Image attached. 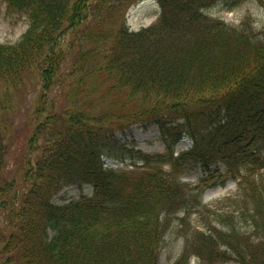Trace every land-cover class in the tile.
<instances>
[{
    "label": "trees",
    "instance_id": "obj_1",
    "mask_svg": "<svg viewBox=\"0 0 264 264\" xmlns=\"http://www.w3.org/2000/svg\"><path fill=\"white\" fill-rule=\"evenodd\" d=\"M133 1L4 0L29 27L0 44V169L22 134L27 76L40 93L14 159L27 188L19 198L15 175L0 180V264H160L172 220L184 228L192 214L205 229L188 228L185 256L264 264V27L210 14L248 0H157L152 25L111 24ZM114 119L152 128L167 154L140 153ZM183 137L191 147L174 157ZM105 158L143 164L112 171ZM227 181L228 206L205 211L204 189ZM65 188L77 197L53 201Z\"/></svg>",
    "mask_w": 264,
    "mask_h": 264
},
{
    "label": "rangeland",
    "instance_id": "obj_2",
    "mask_svg": "<svg viewBox=\"0 0 264 264\" xmlns=\"http://www.w3.org/2000/svg\"><path fill=\"white\" fill-rule=\"evenodd\" d=\"M2 2V0H0ZM0 2V44H12L17 42L21 35L25 32L28 27V20L21 15H18L12 11L7 12L6 6L4 3ZM220 5L214 6L210 10V14L220 17L227 23L238 25L244 18L250 17L253 20L254 28L256 31L262 30L264 26V8L258 7L253 1H247L243 4L237 6L233 11H222L219 10ZM159 15L158 4L155 0H137L130 4H127L124 9H118L113 23H123L125 20V25L129 30L136 31L142 27L148 26L151 24ZM24 98H18L17 103V114L15 119L20 122L18 128L21 130L19 138L14 141L16 146V153H8L6 156V167H3L2 170H6V173L10 176L15 175L16 183L12 190V193L16 190L18 191V197L20 198L22 193L26 190L27 186L23 180V173L18 172L13 174L11 169L14 168L16 159V154L23 148H26L28 138L30 133L26 132V125H28L27 130L31 131V124L33 122H27L31 119V106L32 100L36 99L40 93V87L37 85L36 79L29 75L26 77L23 88L20 92ZM112 128L121 133V129L124 128V131L132 130L135 139L138 141V148L142 151L149 154L163 153L165 148L163 143L152 128H145L139 124H136L134 121L127 119H114L111 123ZM127 134V132H126ZM190 142L186 139H182L175 147L174 152L177 154L185 149L189 148ZM106 167L113 169H120L124 166H121L120 163L113 160H106ZM129 168V167H128ZM164 168H167V165H164ZM197 178L194 176L188 177L184 176L183 180L194 184L197 182ZM209 184V183H207ZM204 189V188H199ZM237 185L233 181L227 182L224 186L209 185L202 198V204L204 207H208L212 211L224 207L226 204L228 206L229 199L232 198L236 192ZM74 191L67 189L65 191V196L73 194ZM61 193L58 194L53 200H57L61 197ZM2 198V197H0ZM63 199V198H61ZM197 214H193L189 217L186 222V227H192L195 224L197 219ZM204 221H208L204 219ZM213 224H216L213 222ZM202 227H200V230ZM192 229V228H191ZM168 236L165 238V246L161 251L160 262L161 264H174L175 260L179 258L183 243L185 232H181L180 229H177L174 223L168 229ZM164 244V243H163ZM162 244V246H163ZM189 264H196V259L192 258L189 261ZM221 264H233L230 262L221 263Z\"/></svg>",
    "mask_w": 264,
    "mask_h": 264
}]
</instances>
